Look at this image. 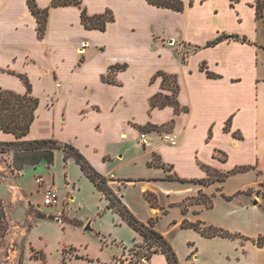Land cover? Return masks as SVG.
Here are the masks:
<instances>
[{
	"label": "crops",
	"instance_id": "0c3cea01",
	"mask_svg": "<svg viewBox=\"0 0 264 264\" xmlns=\"http://www.w3.org/2000/svg\"><path fill=\"white\" fill-rule=\"evenodd\" d=\"M28 1L0 0V88L26 93L27 86L19 76L24 74L39 106L26 136L18 139L0 128V142L57 139L70 143L98 171L111 177L116 166L112 168L110 163L123 154L112 156L110 145L141 141L182 179H205L209 176L206 167L220 173L250 167L230 177L253 171L258 180L251 187L246 184L238 194L258 188L256 184L264 179V39L218 21L225 13L222 3L231 10L232 21L241 23L239 4L250 1L256 11L257 0H214L212 7L208 6L212 0H181L182 11L148 0H83L82 6L90 15L113 12L114 20L105 30L86 27L79 5L52 6L54 0H35L40 8L50 7L43 38ZM224 34L245 35L254 43L225 39L207 46ZM180 43L200 48L183 54ZM114 65L123 68L108 76ZM159 71L177 77V99L185 110L177 113L173 106H151L152 97L162 91V77L155 76ZM148 125L157 128L140 129ZM155 131L162 138L148 135ZM166 133L177 140L175 145L164 139ZM57 156H63L67 165L73 164V157L55 150L53 165L44 160L36 165L44 162L53 167ZM28 166L24 165L22 175ZM39 179L43 185L48 181L44 173ZM117 183L116 178L111 181L116 192L120 191ZM52 187L58 191L56 180ZM143 189L153 190L150 182ZM252 195L260 200L257 193ZM257 204L256 200L251 202V206ZM119 217L115 219L123 223ZM196 232L199 235H188L184 241L188 244L185 250L174 246L181 264L264 262L259 238H241L235 243L234 237ZM101 241L107 244L105 235ZM142 242L138 234L134 245ZM112 243L117 253L111 256L110 264H128L122 257L130 248L116 240ZM66 247L71 264L89 257L74 245ZM157 259L169 264L162 253L154 254L150 264Z\"/></svg>",
	"mask_w": 264,
	"mask_h": 264
},
{
	"label": "rangeland",
	"instance_id": "374dc122",
	"mask_svg": "<svg viewBox=\"0 0 264 264\" xmlns=\"http://www.w3.org/2000/svg\"><path fill=\"white\" fill-rule=\"evenodd\" d=\"M259 1L264 0L256 1V11L249 4L250 1H246L248 5L239 4L243 16L241 23L232 21V14L229 13L231 10L222 3V11L225 13H221L219 23L222 21L228 28L242 30L244 34L259 35L263 40L264 9L263 16L258 17ZM214 3L212 0L208 6L212 7ZM259 20L262 24L259 22L257 26ZM180 49L183 54H188L193 46L180 43ZM148 135L162 138L159 131ZM138 142L129 140L110 145L112 156L123 154V157L118 156L110 163V167L116 166L110 178H116L119 182L117 186L120 191L116 193L123 196V202L131 211L143 222L153 219L156 229L173 246L183 251L188 246L185 243L188 235H199L194 228L183 229L184 220L201 222L203 227L212 225L228 230L234 235L235 243L241 238L264 237V179L258 181V188H249L240 194L238 191L244 190L246 184L251 187L258 180L253 171L207 185L172 180L168 177L173 175L172 171L168 173L161 167L150 165L155 155L141 141ZM46 155L41 151L15 150L8 146L0 150V197L5 202L10 220V230L0 241V264H71L67 259L69 248H65L68 245H74L81 253L89 256L83 257L85 261L76 260L72 264H110L111 256L117 253V247L112 243L114 240L130 248L126 251L129 261L136 263L142 260L143 254L149 252L147 244L134 245L138 234L127 222H117L115 218L119 216L107 209L108 200L76 160L73 159V164L67 165L63 156H57L53 167L49 168L44 162L36 165ZM26 163L31 166L26 167L22 175L21 170ZM41 173L48 179L44 185L39 179ZM222 175L217 173L219 177ZM55 180L59 203L47 205L45 194ZM148 182L153 190L143 189ZM200 188L206 192L199 191ZM255 193L260 195V200L253 198L252 194ZM200 195L211 198L212 206L206 201H200ZM253 200L258 204L251 206ZM89 224L96 232H83ZM103 235L107 238V244L101 241ZM36 252H42L45 258L36 257ZM177 255L180 259L178 252ZM158 257L162 259L163 256ZM46 259L47 263L44 262ZM154 264L163 262L157 259Z\"/></svg>",
	"mask_w": 264,
	"mask_h": 264
},
{
	"label": "trees",
	"instance_id": "16d2710c",
	"mask_svg": "<svg viewBox=\"0 0 264 264\" xmlns=\"http://www.w3.org/2000/svg\"><path fill=\"white\" fill-rule=\"evenodd\" d=\"M150 3L170 7L175 10H184V3L181 0H148ZM83 0H54L52 6H68V5H79L82 8V22L88 28H98L105 30L108 22L114 20V14L111 10H107L102 14L90 15L85 7L82 6ZM29 7L32 13L35 15L38 21V34L40 38H43L46 34L49 9L50 7L40 8L35 0L28 1ZM264 1H259L257 4V15L258 17L263 16ZM225 39H234L244 43H254L247 36L240 34L231 35H221L213 41L207 43V46L214 45ZM200 46H193L191 52L198 50ZM123 68V66L114 65L111 67L109 75L112 72H116ZM202 68H205L202 66ZM0 70H3L0 68ZM211 74V73H210ZM20 78L23 80L27 86V91L24 94H20L11 89L0 88V128L5 132H10L15 134L18 139L26 136L31 128L32 123L35 120V111L39 106V98L34 96L32 93V85L28 77L24 74H19ZM156 77H162V91L155 94L151 99V106L153 108L159 107L163 108L165 106H173L175 111L179 113L185 108L181 107L177 95L180 89L177 77L173 74H168L163 71H159L155 75ZM111 80L110 78H105ZM165 90L167 93H165ZM151 128H157V126L148 125L141 127V130H148ZM3 146L13 147L15 150L23 151H41L43 156L41 160H44L48 166L54 164V152L55 150H63L66 153V157H73L76 162L80 165L84 173L90 178V180L95 184V186L103 193L105 198L108 200L107 209L112 210L115 214L119 215L122 220L127 222L130 227H132L138 234L143 238L142 243L147 244L149 252L143 254L142 260L132 263L128 259V250L124 251L123 258L126 257L124 262L128 264H150L151 258L156 253H162L166 256L169 264H180V259L174 246L169 240H167L155 227V221L153 219L148 222L141 221L131 209L123 202L122 197L116 193V191L111 186L110 177L105 176L100 171H98L88 158L80 151L79 148L70 143H64L57 139H38V140H17L11 142H0V150ZM27 164V163H26ZM150 165H155L163 168L166 172H171L172 167L161 160L158 155L154 156ZM209 176L205 179H193L185 180L176 175H169L168 177L172 180H180L183 182L192 181L200 184H211L214 181H225L228 177L239 172H245L250 169V167H240L232 171L221 173L222 177L217 176L218 171H213L206 167ZM214 173V174H213ZM216 176V177H215ZM130 181V180H128ZM200 195V201H206L208 205L212 206V199L207 196ZM182 227L184 228H194L200 231L202 234L208 237L213 236H223V237H233L231 233L225 231L222 228H217L212 225L203 227L201 222H189L184 220ZM10 230V220L9 214L2 197H0V241H2L8 234ZM259 246H264V237H259L257 240ZM138 245V243H137ZM136 245V246H137ZM124 248V246H123ZM34 251V249H33ZM36 257L45 258L42 252H36Z\"/></svg>",
	"mask_w": 264,
	"mask_h": 264
},
{
	"label": "built area",
	"instance_id": "2783aa9c",
	"mask_svg": "<svg viewBox=\"0 0 264 264\" xmlns=\"http://www.w3.org/2000/svg\"><path fill=\"white\" fill-rule=\"evenodd\" d=\"M164 139L168 142H170L172 145H175L177 143V140L171 136L170 133H166L164 135ZM45 203L47 205H55L59 203V194L58 191L51 187L46 191L45 194V199H44Z\"/></svg>",
	"mask_w": 264,
	"mask_h": 264
},
{
	"label": "water",
	"instance_id": "95a60500",
	"mask_svg": "<svg viewBox=\"0 0 264 264\" xmlns=\"http://www.w3.org/2000/svg\"><path fill=\"white\" fill-rule=\"evenodd\" d=\"M86 231H92L93 232V229L91 228L90 224L85 228Z\"/></svg>",
	"mask_w": 264,
	"mask_h": 264
}]
</instances>
